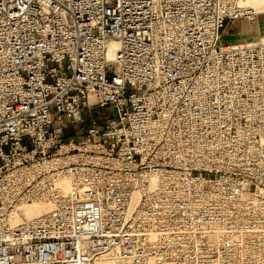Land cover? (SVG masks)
Listing matches in <instances>:
<instances>
[{
    "label": "built area",
    "instance_id": "1",
    "mask_svg": "<svg viewBox=\"0 0 264 264\" xmlns=\"http://www.w3.org/2000/svg\"><path fill=\"white\" fill-rule=\"evenodd\" d=\"M239 1L0 0V264H264V43L224 42L256 19Z\"/></svg>",
    "mask_w": 264,
    "mask_h": 264
},
{
    "label": "rangeland",
    "instance_id": "2",
    "mask_svg": "<svg viewBox=\"0 0 264 264\" xmlns=\"http://www.w3.org/2000/svg\"><path fill=\"white\" fill-rule=\"evenodd\" d=\"M255 11L257 12L256 9ZM262 28H264V16L258 15V13H257L255 21H247L245 19H239L235 22H227L223 30L224 39H225L224 42L231 43V44L233 43L237 44V43L245 42L250 39H256L261 34H264V29ZM97 110H98L97 111L98 115H96L97 113L96 109H93L91 111V114H92L91 116L97 119L100 124L104 123L107 115H110V113L112 114V111L109 108H101V109L97 108ZM83 127H86V125ZM35 204H38V203H35ZM38 205L44 208H47L43 204H38Z\"/></svg>",
    "mask_w": 264,
    "mask_h": 264
},
{
    "label": "bare ground",
    "instance_id": "3",
    "mask_svg": "<svg viewBox=\"0 0 264 264\" xmlns=\"http://www.w3.org/2000/svg\"><path fill=\"white\" fill-rule=\"evenodd\" d=\"M239 3L241 6H244V7H250L252 9L255 8L257 10L256 14L258 13V15L264 16V0H240ZM262 29H264V28H262ZM226 39H228V38H226ZM257 43H264V34H261L256 39H250V40H247L245 42H241V43H237V44L241 45V44H257ZM118 46H119L118 43L113 42V41L108 44V58L110 60H113L115 51L118 49ZM63 186L65 188H67L68 183L67 182L63 183ZM35 203H38V202H35ZM35 203H31V205L25 204V205L21 206L20 210L22 213L15 216V222H19L22 218V215H24L26 218H32V217H35L37 215L44 213L46 211V209L47 210L49 209L48 205H45L43 203H38V204H43L47 207V208H44V207H42L38 204H35ZM105 264H110V263L106 262Z\"/></svg>",
    "mask_w": 264,
    "mask_h": 264
},
{
    "label": "crops",
    "instance_id": "4",
    "mask_svg": "<svg viewBox=\"0 0 264 264\" xmlns=\"http://www.w3.org/2000/svg\"><path fill=\"white\" fill-rule=\"evenodd\" d=\"M69 130H71V131H69V132H72V129L70 128Z\"/></svg>",
    "mask_w": 264,
    "mask_h": 264
}]
</instances>
